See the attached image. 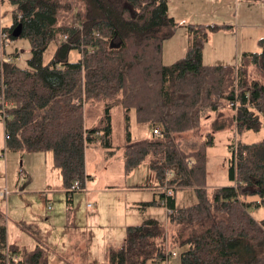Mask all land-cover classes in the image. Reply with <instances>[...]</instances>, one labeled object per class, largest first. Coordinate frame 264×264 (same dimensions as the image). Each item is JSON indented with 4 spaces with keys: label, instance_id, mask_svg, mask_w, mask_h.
<instances>
[{
    "label": "trees",
    "instance_id": "trees-1",
    "mask_svg": "<svg viewBox=\"0 0 264 264\" xmlns=\"http://www.w3.org/2000/svg\"><path fill=\"white\" fill-rule=\"evenodd\" d=\"M5 2L12 6L10 26L2 27L0 17V31L7 35L0 48V122L7 153H50L70 203L91 180L86 151L112 153L114 109L120 108L126 121L160 133L137 142L128 133L123 173L147 162L155 188L175 189L170 197L160 191L158 203L143 207L159 205L173 213L166 216L167 225L150 219L127 226L123 244L108 248L107 264H164L174 257L179 264H264V216L257 220L250 212L264 209V141L241 140L247 131H260L264 119V38L257 42L260 52L243 53L236 66H207L202 52L209 35L232 26L181 25L169 15L167 0ZM179 28L187 31L185 55L164 65L163 43ZM19 38L30 48L24 67L18 52L9 50ZM51 43L56 49L44 65ZM72 51L79 54L75 62L69 61ZM97 105L101 116L86 128L84 108ZM211 119L206 137L185 151L176 136L198 133L201 122ZM225 131L236 138L235 156L229 151L227 160L229 185L208 191L207 150L214 135ZM168 169L173 178L165 181ZM181 189H193L196 204L176 208L174 193ZM6 239L1 223L0 264L48 263L43 247L27 251Z\"/></svg>",
    "mask_w": 264,
    "mask_h": 264
},
{
    "label": "rangeland",
    "instance_id": "rangeland-1",
    "mask_svg": "<svg viewBox=\"0 0 264 264\" xmlns=\"http://www.w3.org/2000/svg\"><path fill=\"white\" fill-rule=\"evenodd\" d=\"M169 1V12L174 13V9L181 5H178L181 0H168ZM187 1L188 7L186 9V14L191 12L195 13V16L190 17V20L194 23H205V25H227L232 26V31L230 32L234 36L238 34L239 40V52L237 55L238 60L241 57V30H235L238 26L237 23V0H217L215 6L207 7L204 3L208 0H183ZM204 2V3H203ZM250 2V3H249ZM260 3L259 7L262 8L261 0L251 2V0H240L239 9L254 6ZM242 11V10H241ZM241 11L239 14H241ZM11 12L12 6L7 2H4L0 6V17L2 27H8L11 24ZM263 16V15H262ZM241 16H239L240 18ZM264 18V17H263ZM264 31V30H263ZM239 32V33H238ZM224 32L220 31L217 33L210 34L208 37V44L206 48L208 54L213 57L223 53V56L229 57V52L231 55L237 50V42L234 43L233 48L227 49V44L225 40L223 41L222 36ZM264 37V32H258L254 35H246V46L247 50L251 52H260L259 47L256 45L257 38L259 36ZM237 38V37H235ZM256 38V39H255ZM182 45L187 46V31L185 28H179L174 38L170 42L164 43L163 50V61L166 64H171L173 59H175V54ZM56 49V45L51 43L43 56V64L46 65L52 58ZM10 51H17L19 54L18 64L22 67L27 65V60L30 58V48L27 39L19 38L10 43ZM79 58V54L76 51H72L69 54V61L75 62ZM222 60H225L224 58ZM218 62V61H215ZM223 62V61H219ZM239 62V61H238ZM102 113L101 105L94 107L84 108V119L85 127L90 128L96 124L97 120L100 118ZM226 114H230V110H225ZM132 117L134 116L133 111L131 112ZM211 120H203L201 122V129L198 133L187 132L176 136L184 150L196 149L199 141L206 137L207 131H210ZM261 129L258 132L247 131L241 136V140L244 143L250 144L258 141H264V119L261 118ZM111 129H112V144L113 148L111 154L107 153V150L102 149H92L86 155L85 167L86 172L90 176V182L88 189L91 191H78L73 194L71 202L67 203V199L64 194V190L61 186V179L59 171L53 166L50 153H31L32 159H34L33 166L35 168V179H39L37 186L34 189H27L26 179L22 181V193L13 192V189L7 187L6 189L11 193V195L16 196L19 202L15 207L16 216L21 214L31 216V224L26 227L27 231L32 237H35L42 244H45V233L42 231V224L46 221L52 226H65L66 223H74L80 225H96L109 229L114 235L115 247H120L125 238V230L123 231V226L126 225H136L141 224L143 217L136 213L135 210H128L122 212L117 209V203L124 199L126 203L131 205V203L145 202L149 200L152 185L156 183L155 175L148 169L147 162H144L141 166L135 169L128 176L123 173V163H122V146L125 142L126 136L130 135L132 142H137L146 138L147 135L144 133L143 137L140 136L139 131H146L148 129L149 133L153 129L151 126H139L134 123V120L126 121L123 111L120 108H116L111 112ZM1 131V142L0 150L4 149V135L3 126L0 122ZM234 131L219 132L215 135L214 147L207 150V155L209 154V169L212 167L213 158L216 159V170L215 176L210 178L211 182L216 183L221 182V184L228 183L227 180V160L229 155V146L232 144L235 135ZM6 152V151H5ZM22 155H15L7 153L5 158L0 160V182L3 181L4 176H7L8 182L11 183L12 179H17L18 181V169L24 170L22 165H19L15 160ZM23 163V157L21 158ZM223 175V176H222ZM224 177V179H223ZM46 179V182L44 181ZM225 180V181H224ZM224 181V183L222 182ZM45 182V184H44ZM9 183V184H10ZM19 183V184H21ZM2 183V187H3ZM0 189H4L3 188ZM109 189L113 190L110 191ZM27 190L34 191L31 196H27ZM123 190L126 192L123 193ZM48 192L46 196L44 193ZM178 199L183 198L186 204H190L191 200H196V195L194 191H176ZM30 197V198H28ZM90 204L93 207L87 208ZM5 206L4 200L0 199V207ZM12 208V206L10 207ZM158 213H162L165 210H157ZM155 210L154 212L157 213ZM255 219H259L260 216H264V209H253L250 211ZM11 214V213H10ZM3 220V219H2ZM5 225V224H4ZM35 226V227H34ZM104 229V230H107ZM167 233L173 231L172 228H167ZM20 237L18 232L12 231V227L9 226L8 239L9 242L13 241V237ZM23 238V237H22ZM47 239V238H46ZM23 242L24 238H23ZM119 244V245H118ZM93 255V264H107V250L100 245L98 242L95 246ZM76 246L72 245V251L69 253L72 256H66V258H73L72 263L77 264L78 259L74 255ZM173 259V258H171ZM172 261H176L172 260ZM47 264H51L48 261ZM54 264V263H52Z\"/></svg>",
    "mask_w": 264,
    "mask_h": 264
},
{
    "label": "crops",
    "instance_id": "crops-1",
    "mask_svg": "<svg viewBox=\"0 0 264 264\" xmlns=\"http://www.w3.org/2000/svg\"><path fill=\"white\" fill-rule=\"evenodd\" d=\"M168 1V0H167ZM203 1V0H202ZM239 1L237 0V8H236V13H237V23L238 26L235 30L240 31L241 30V48H242V52L241 55L243 53H257V52H251V50H247V46H246V35H254L257 34L258 32H264V0H261V4H262V8L260 9L259 5L260 3H257V5L255 4L254 6H249V7H244L241 10L239 9ZM217 0H208L205 1V5L207 7L210 6H215L216 5ZM252 2V1H251ZM250 3V2H249ZM178 5H181L179 7H176V9H174V13H170L169 12V1H168V13L169 15L179 24L181 25H188V24H192V25H205V23H194V21L192 22V20H190V17L195 16V13L197 12H191L188 15L186 14V9H188L187 5V1H183L181 0L180 3ZM186 5V6H184ZM241 11V14H239ZM198 14V13H197ZM263 15V16H262ZM239 16H241L239 18ZM230 26V24H227ZM178 31V30H177ZM224 32L222 39L223 41L225 40V43L228 45V48H233V45L235 42H237V50L234 52L233 55H231V51L229 52V57L227 56H223V53H220L219 55L213 56L211 57L208 54V50L206 48V45L208 44V41L206 42L204 48H203V52H202V63L204 65L207 66H236L238 63V52H239V40H238V34H236V36H234L233 34H231L229 31H222ZM177 33V32H176ZM175 33V34H176ZM239 33V32H238ZM175 36V35H174ZM174 36L165 41L166 42H170V40H172L174 38ZM237 37V38H235ZM261 38H257L256 41V45L258 40L264 38L262 35L259 36ZM256 39V38H255ZM164 43H163V47H162V62L164 65H170L164 63L163 61V50H164ZM258 46V45H257ZM186 45H182L181 49H179V51H177V53L175 54V59H173V62L181 59L186 52ZM225 60H222V59ZM218 61V62H215ZM219 61H223V62H219ZM171 62V64L173 63ZM147 127V126H145ZM157 128V127H156ZM155 129V127L151 130V132L149 133L148 129H145L146 131H139L140 136L143 137L144 133L147 135L146 138H143L142 140L145 139H150L151 137H153V130ZM209 132V131H207ZM225 133H227V131H225ZM216 135V134H215ZM215 135H214V140H215ZM179 136V135H178ZM179 141V139H177ZM0 142H1V131H0ZM182 147V146H181ZM214 147V145L209 148L212 149ZM89 151L92 150H87L85 153V160H86V155L88 154ZM188 151V150H185ZM34 154H39V153H34ZM31 153H26L23 154V163L21 161L22 157H18L15 161L19 163V165H22L24 168V173L26 175V181H27V189H34V186H37L39 183V179H35V168L33 166L34 163V159H32L31 157ZM52 160V159H51ZM216 159L213 158L212 160V167L211 169H209V154L207 155V161H206V186L205 188L210 191L213 190L214 188L217 187H224V186H228L229 185V181L226 184H221V182L216 183L215 181L211 182L210 178L213 176L217 175L215 174V170H216ZM132 173V172H131ZM223 176V175H222ZM224 179V177H223ZM228 180V178H227ZM44 181L46 182V179H44ZM225 181V180H224ZM224 181H222L224 183ZM44 182V184H45ZM2 183L4 188L10 187L13 189V192H19V194H21L22 192V183L17 181V179H12L11 183L8 182L7 180V176H4L3 181L0 182V188L2 187ZM10 183V184H9ZM21 183V184H19ZM157 185V180L156 183H154L152 185V188L149 191L146 192H150V197L149 200L145 201V202H136V203H131V205H129L128 203H126L124 201V199H122L121 201H119V203H117V209L120 210L123 214L124 211H126V213L128 214L129 211L128 210H135L136 213L140 214L143 219L141 220L142 223L150 220V219H154L160 222H164L165 225L168 224L167 222V217H166V213L163 211L165 210L163 207L161 206H154V207H143V205L145 203H149L151 201L157 200L158 199V193L160 192L159 189L155 188ZM89 186V182L86 185V189L85 192H89L91 191L90 189H88ZM2 187V188H3ZM2 190V189H0ZM110 191H113L111 189H109ZM193 191V189H181L178 191ZM27 196H31L33 193H35L34 191H29L27 190ZM9 192V191H8ZM13 192H9L8 196L6 198H2L0 197V199L4 200L5 202V206L3 205L2 207H0V224H5V228H6V240H7V244L8 245H12V246H17L20 248H25L27 251H32L36 246H41L43 247L46 252H47V257H48V261H51V264H73V258H66V256L68 255L69 257L72 256L69 253L72 251V245L75 244L76 249L75 251H73L76 256V259H78L77 264H93V253L94 250H96L95 246L98 242H100V245L102 247H104L107 252H108V248L109 247H114L116 248L114 245V235L111 231L104 230L103 227H99L96 225H88L85 223V225H80V224H74V223H66L65 226H52L50 224H48V222L46 221L44 224H42V231L45 233V244H42L40 241H38L35 237H32L27 231H25L26 227L31 224V216L30 215H24L21 214L19 216V212H18V216H16V211H15V207L19 200L16 196L11 195ZM21 192V193H20ZM126 192V190H123V193ZM48 194V192L44 193V196H46ZM30 198V197H28ZM196 198V197H195ZM174 199H175V206L176 208H181V207H188V206H192L194 204H196L197 199H193L191 200V202H189L190 204H186L185 200L183 198L178 199V196L176 195V193H174ZM159 201L157 200V203ZM12 206V208H10ZM93 207V206H92ZM88 208V207H87ZM162 210L163 212L160 214L158 213L157 210ZM157 211V213H155L154 211ZM11 213V214H10ZM263 218V216L259 219ZM3 219V220H2ZM257 219V220H259ZM141 223V224H142ZM139 225V224H136ZM9 226L12 227V231L14 232H18L20 237H13V241L9 242L8 239V234H9ZM127 226H131V225H126L123 226V231L125 230V228ZM35 227V226H34ZM24 241L23 242V238ZM47 238V239H46ZM124 240V238H123ZM119 245V244H118ZM176 261H172L175 260ZM164 264H179L178 258L174 257L173 259L168 260L166 263Z\"/></svg>",
    "mask_w": 264,
    "mask_h": 264
},
{
    "label": "built area",
    "instance_id": "built-area-1",
    "mask_svg": "<svg viewBox=\"0 0 264 264\" xmlns=\"http://www.w3.org/2000/svg\"><path fill=\"white\" fill-rule=\"evenodd\" d=\"M6 39H7L6 33H4L3 31H0V48L2 46L7 45V40ZM5 60L6 61H10V58H6ZM235 105H236L235 101L233 103H229V107H231L232 109H235ZM159 134L160 133H159L158 130H154L153 131V135L154 136H157ZM229 151L231 152V154L233 153V156H235V152H236V138L233 139V142H232L231 146L229 147ZM5 154H6L5 148L0 150V160L5 158ZM17 175H18V181L19 182L24 181L25 178H26V175H25L24 171L22 169H20V168L18 169ZM164 175H165V178H164L165 181H168V180L173 178V173H172V171L170 169H168ZM75 187H76V185L74 186V188ZM173 189H175V188L172 187V186L165 185L163 188H160V191H162L164 193L165 197H170V196L173 195ZM8 194H9V192H8V190L6 188L0 190V197L6 198L8 196ZM162 205H164V202H162ZM87 207L88 208H92V205L88 204ZM164 209H165L166 216L167 215H171L173 213V211H171V210H168L166 208H164ZM171 255L174 256V254H171ZM169 256H170V254H169Z\"/></svg>",
    "mask_w": 264,
    "mask_h": 264
},
{
    "label": "water",
    "instance_id": "water-1",
    "mask_svg": "<svg viewBox=\"0 0 264 264\" xmlns=\"http://www.w3.org/2000/svg\"><path fill=\"white\" fill-rule=\"evenodd\" d=\"M20 26H17L16 28H15V30L13 31V36L14 37H17L18 36V34L20 33Z\"/></svg>",
    "mask_w": 264,
    "mask_h": 264
}]
</instances>
